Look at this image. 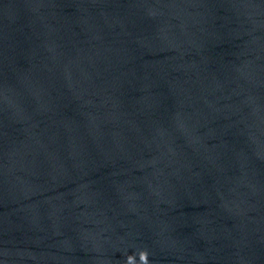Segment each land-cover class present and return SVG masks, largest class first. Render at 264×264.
Returning <instances> with one entry per match:
<instances>
[{"label":"water","instance_id":"1","mask_svg":"<svg viewBox=\"0 0 264 264\" xmlns=\"http://www.w3.org/2000/svg\"><path fill=\"white\" fill-rule=\"evenodd\" d=\"M0 264H264V0H0Z\"/></svg>","mask_w":264,"mask_h":264}]
</instances>
